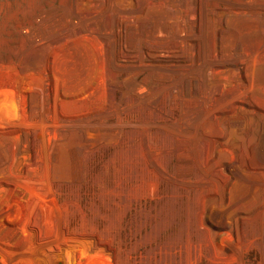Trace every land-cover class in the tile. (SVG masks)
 <instances>
[{"label":"rangeland","instance_id":"obj_1","mask_svg":"<svg viewBox=\"0 0 264 264\" xmlns=\"http://www.w3.org/2000/svg\"><path fill=\"white\" fill-rule=\"evenodd\" d=\"M0 264H264V0H0Z\"/></svg>","mask_w":264,"mask_h":264}]
</instances>
